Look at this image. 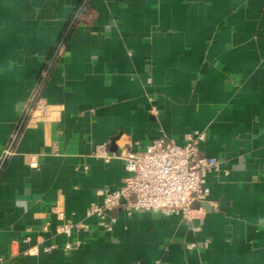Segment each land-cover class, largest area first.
I'll return each instance as SVG.
<instances>
[{
	"label": "crops",
	"instance_id": "0c3cea01",
	"mask_svg": "<svg viewBox=\"0 0 264 264\" xmlns=\"http://www.w3.org/2000/svg\"><path fill=\"white\" fill-rule=\"evenodd\" d=\"M193 129L221 164L192 220L117 210L104 232L86 217L97 188L129 175L98 145L183 143ZM57 202L92 225L69 253ZM0 258L264 264V0H0Z\"/></svg>",
	"mask_w": 264,
	"mask_h": 264
},
{
	"label": "built area",
	"instance_id": "2783aa9c",
	"mask_svg": "<svg viewBox=\"0 0 264 264\" xmlns=\"http://www.w3.org/2000/svg\"><path fill=\"white\" fill-rule=\"evenodd\" d=\"M206 130H191L183 143L173 137H154L144 147L132 149L130 145L121 146L119 151L111 152L107 144L98 145L93 155L108 163L112 158L124 161L129 175L121 186L99 187L95 190V199L86 208L87 218L95 217L97 227L104 232H112L117 222L114 211L122 210L128 215L135 212H153L163 216L180 215L186 220L194 218L195 205L207 201L210 190L206 185L209 173L220 170L221 160L201 152V143L207 139ZM35 164V162H34ZM89 169L88 165L84 170ZM217 208V204H213ZM59 224L57 232L64 234L67 240L62 249L69 253L81 245L80 239L71 240L75 231H89L92 225L86 221L74 222L67 217L61 202L52 206ZM50 222L44 225L48 230ZM210 239L202 242L208 247ZM57 244H44L43 250L51 252ZM197 242L188 244L196 249ZM38 246L27 250L28 254H37ZM4 258H0L3 262Z\"/></svg>",
	"mask_w": 264,
	"mask_h": 264
},
{
	"label": "water",
	"instance_id": "95a60500",
	"mask_svg": "<svg viewBox=\"0 0 264 264\" xmlns=\"http://www.w3.org/2000/svg\"><path fill=\"white\" fill-rule=\"evenodd\" d=\"M196 206V205H195Z\"/></svg>",
	"mask_w": 264,
	"mask_h": 264
}]
</instances>
